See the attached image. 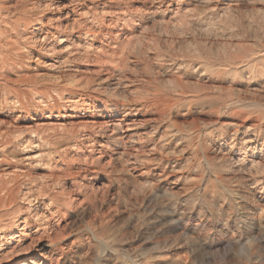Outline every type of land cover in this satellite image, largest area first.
Masks as SVG:
<instances>
[{
  "label": "rangeland",
  "instance_id": "obj_1",
  "mask_svg": "<svg viewBox=\"0 0 264 264\" xmlns=\"http://www.w3.org/2000/svg\"><path fill=\"white\" fill-rule=\"evenodd\" d=\"M0 7L48 35L0 79V174L56 206L22 240L41 264H264V0Z\"/></svg>",
  "mask_w": 264,
  "mask_h": 264
},
{
  "label": "bare ground",
  "instance_id": "obj_2",
  "mask_svg": "<svg viewBox=\"0 0 264 264\" xmlns=\"http://www.w3.org/2000/svg\"><path fill=\"white\" fill-rule=\"evenodd\" d=\"M0 9H1V7H0ZM67 14H68V12L66 13V15ZM4 17H5L4 15L0 14V26H1V23L3 24L2 27H0V79L1 80H2V73L3 72H7L8 70L10 71V69H16L17 66H20L21 64L25 63V61L30 60L32 58L31 57L32 52L30 49L27 50L26 52L20 51L21 49H23L22 44L20 42V39H23L24 37L20 36L21 32L17 29L18 22H19L18 19H16V21L10 20L9 22H7L4 20ZM30 24H32V23L31 22L30 23L24 22V25L22 24L23 30L25 28H27L28 26H30ZM37 24L40 25L41 21L38 20ZM58 27H60V25H58ZM70 30H71V28H70ZM47 36L48 35L37 36L35 34H32L31 36L24 38V39L27 41H32L31 44L34 45L35 41L43 42L45 37H47ZM50 36H54V34L52 33V34H50ZM43 50L49 51V48H47V49L43 48ZM86 50H88V49H86ZM29 91H31V90H29ZM65 92H67V91H65ZM34 93H35V91H34ZM19 94H21V92H19ZM27 95L28 94H26V96ZM30 97H32V95ZM47 97H48V95L46 96L45 94H38V96H37L38 102L40 104H42L43 106H45V102H47L45 100H47L46 99ZM24 101L19 102V104H23ZM71 102H73V101L70 100V103ZM105 124H107V123H105ZM33 137H34V135L33 136L31 135L29 138L25 139L21 143V145H24V144L27 145V144L32 143L31 139ZM7 144H9V142L7 141L6 137L0 136V146L4 147ZM7 154H9L10 158H14V156L11 155V152H8ZM40 156H41V154H40ZM15 157H16V155H15ZM23 158L28 159V157H23ZM205 191H206V188H205ZM20 200H22L23 202L26 203L27 208L29 210L32 208L31 212L28 215L19 216V214L21 212V208L19 205ZM43 200H46L47 202L46 201L43 202ZM36 204H38V208H37V206H35ZM45 206L49 209L50 213H52V214L54 213L53 210L56 208V206H54V202H53L52 198H50L49 195L43 194V196H40V194L36 193L31 188L22 187V182L20 183L19 180L17 179V177L9 178L8 176H6V173L0 174V264H41V263H43V259L41 258V257H43V255L40 253H36V252H29L30 248L23 246L24 242H22V240H23L24 235H26L25 230L29 229L28 217L33 218L34 220H38V218L40 216V212H38V209H40L41 207H45ZM56 212L57 211H55V213ZM46 225L44 228L47 227ZM12 230H14V232L17 233L16 236H13ZM41 232H45V231L42 230ZM55 234H57V233H55ZM14 237L17 238L15 240L16 242L14 243L15 246L14 247L11 246L12 248H9V249H7V247H6V249H4L5 243L8 242L9 240L12 241L14 239ZM32 242H33V239H32ZM51 242H52V240L50 241V243ZM34 244H36V243H34ZM36 246L42 247V248L47 247V245L46 244L44 245L43 243H38ZM48 246H49V244H48ZM16 253H20L23 256V258L17 262H14L13 260H15L16 255H19Z\"/></svg>",
  "mask_w": 264,
  "mask_h": 264
}]
</instances>
